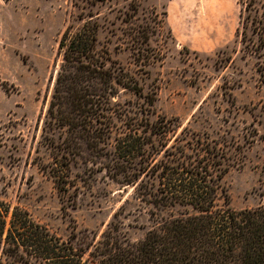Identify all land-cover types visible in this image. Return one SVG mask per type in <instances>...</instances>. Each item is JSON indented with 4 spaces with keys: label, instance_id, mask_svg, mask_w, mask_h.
Wrapping results in <instances>:
<instances>
[{
    "label": "rangeland",
    "instance_id": "rangeland-1",
    "mask_svg": "<svg viewBox=\"0 0 264 264\" xmlns=\"http://www.w3.org/2000/svg\"><path fill=\"white\" fill-rule=\"evenodd\" d=\"M166 3L0 0V201L25 210L63 241L72 233L97 241L115 228L120 238L135 242L161 221L193 213L177 204L151 205L153 171L143 172L138 159L127 163L116 156L114 138L134 127L172 128L165 147L182 136L177 144L183 161L201 162L205 149L213 151L214 164L207 167L219 185L215 208L264 206V47L256 46L264 0H236L237 32L209 50L201 49V28L166 20ZM84 20L96 23V49L106 53V64L130 75L140 92L118 88L105 143L88 148L76 140L79 148L64 153L67 177L58 191L46 171L52 160L41 125L59 62V35ZM136 30L147 35L146 43L135 41ZM148 54V63L134 59ZM152 139L150 165L164 160L158 137ZM219 161L225 170L218 179ZM72 243L78 246L76 239ZM0 264L29 262L0 252Z\"/></svg>",
    "mask_w": 264,
    "mask_h": 264
},
{
    "label": "trees",
    "instance_id": "trees-1",
    "mask_svg": "<svg viewBox=\"0 0 264 264\" xmlns=\"http://www.w3.org/2000/svg\"><path fill=\"white\" fill-rule=\"evenodd\" d=\"M262 10L264 23L263 6ZM96 31L95 22L84 20L76 29L66 27L56 43L59 62L43 115L41 138L51 152L52 164L46 166V171L58 191H63L67 177L64 153L79 148L76 140L88 148L105 143L113 126L111 116L117 111L111 99L118 88L140 92L130 75L106 64V53L96 49ZM135 32V41L146 43L147 35ZM256 34V46L264 47V29ZM149 54L134 59L148 63L153 58ZM145 128L139 132L136 127L130 128L116 136L114 153L127 163L138 159L145 173L153 171L157 187L151 205L157 208L177 204L193 213L165 219L135 242L120 238L115 228L104 230L97 241L88 240L84 233L80 237L72 233L63 241L34 223L25 210L0 201V252L25 258L29 264H264V206L215 208L219 185L207 167L214 164L213 151L205 149L201 162L180 160L183 148L177 142L184 140L182 136L173 137L176 144L165 147V133L172 128ZM152 136L158 137V151H162L164 160L150 165L147 158L148 147L153 146ZM220 164L221 161L215 173L218 179L225 170ZM73 239L78 246H74Z\"/></svg>",
    "mask_w": 264,
    "mask_h": 264
},
{
    "label": "crops",
    "instance_id": "crops-1",
    "mask_svg": "<svg viewBox=\"0 0 264 264\" xmlns=\"http://www.w3.org/2000/svg\"><path fill=\"white\" fill-rule=\"evenodd\" d=\"M239 19L236 0H167L166 20L201 28V49L218 48L235 35Z\"/></svg>",
    "mask_w": 264,
    "mask_h": 264
}]
</instances>
